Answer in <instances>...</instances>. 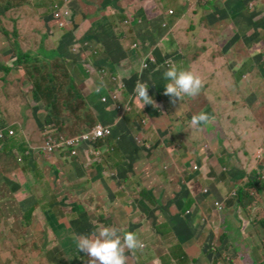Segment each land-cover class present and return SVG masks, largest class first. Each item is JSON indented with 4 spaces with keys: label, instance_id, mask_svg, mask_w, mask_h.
I'll use <instances>...</instances> for the list:
<instances>
[{
    "label": "crops",
    "instance_id": "1",
    "mask_svg": "<svg viewBox=\"0 0 264 264\" xmlns=\"http://www.w3.org/2000/svg\"><path fill=\"white\" fill-rule=\"evenodd\" d=\"M58 1H43L47 4L43 13L45 20L54 16L47 11L54 4L58 6ZM63 1L64 7L68 2L71 6L73 17L71 15L69 24L74 21L69 33L75 44L70 43L66 49L76 52L74 65L85 68L79 79L74 76L77 86L89 103V114L91 111L96 125L112 126L114 134L108 140L99 141L97 151L87 144L78 147V157L71 161L65 154L38 155V168L46 173L59 169L56 185L61 189L60 195L55 197L51 185L45 198L39 197L43 201L40 208L54 217L55 223L63 227V237L70 241L80 235H91L104 226L114 227L121 237L125 232L136 233L144 247L125 249L126 264H255L261 260L264 253V159L260 161L257 156L264 152V0H189L180 14L181 20L193 14L192 21L198 19L212 30L204 27L200 40H189V29L183 42L187 51L184 48L180 52H186L190 71L202 60L211 65L216 58L221 62L210 66L206 77L212 71L216 73L208 80L203 77L208 68H195L193 74L202 81L200 93L194 97L184 96L175 104L163 95L166 62L140 77L127 71L132 59L140 58L134 65L140 66L141 71L144 70L143 60L150 54L155 56V52L148 49L150 41L140 43V39L141 42L144 39L141 36H150V19L155 12L162 15L159 21L164 35L160 38L166 40L173 35L172 8L164 12L159 0H139L140 4L135 0H121L120 8L115 7V0ZM146 6L149 8L141 20L139 15ZM156 6L158 9L154 11ZM216 13L229 21L226 29L219 33L215 26L219 20ZM53 29L49 23V33ZM87 36H92L93 40L85 41ZM105 38L107 40L103 41ZM213 42H217L216 48ZM138 44L140 49L135 50ZM172 48L159 43V51L168 65L169 62L182 65V59L172 56L180 52ZM113 52L117 53L118 60L119 55L124 58L115 64L110 58ZM219 65H222L221 74ZM159 73V78L154 77ZM120 75L128 78L125 81L129 83L151 85L148 94L155 105L143 108L139 100L132 99L119 85L117 77ZM215 76L233 78L226 100H221V83ZM143 77L145 81L149 78L148 82ZM235 98L244 103L239 112L232 104ZM224 101H229V106L223 105ZM130 102L133 112L123 117L119 107L123 109ZM202 103L210 109L200 108ZM179 108L184 113H179ZM226 108L232 111L238 125L231 116L223 125L218 124L217 113ZM242 109L247 111V116L251 114L252 121H258L253 130L252 122L243 121ZM201 112L213 117L211 122L198 128L191 126L192 116ZM43 127L41 130L46 132L55 129L54 126ZM241 191L252 195L259 191V201H248L244 208ZM46 197L53 201H47ZM217 202L222 203V210L218 209ZM34 221L41 224L43 230L41 239H35L39 246L50 245L52 250L61 246L51 228L48 230L37 218ZM62 251L48 254L55 263H60L67 261ZM87 259L86 256L84 264Z\"/></svg>",
    "mask_w": 264,
    "mask_h": 264
},
{
    "label": "rangeland",
    "instance_id": "2",
    "mask_svg": "<svg viewBox=\"0 0 264 264\" xmlns=\"http://www.w3.org/2000/svg\"><path fill=\"white\" fill-rule=\"evenodd\" d=\"M43 1L44 0H41L42 3H39V1L37 0H32V3L31 5H29V7H21L18 9L15 8L9 11L5 17L2 16V18H4V22L1 23L2 28L0 29V62L14 67L13 73L8 77L0 74V121L5 122L8 126L5 129V133H8L10 130L15 131V135L21 133V137H16L17 139H19L17 140L18 147H23L24 144L31 145L33 148L37 149L39 154H43V148L45 147L48 138L51 136H56L55 134H60V131L55 130L46 132L41 130V126L44 125V121H47V119L51 121L49 111L46 110V107L47 109L50 108L48 104L50 100L43 99L42 102L36 103L34 101V95L32 91L33 84L30 77L26 75L22 67L15 66L18 63L16 57L17 54L13 50V37L10 36L14 33L15 28L19 30L20 36L18 40L20 41L24 52H38L43 48L44 51H47L48 53L57 51L62 56L65 55L68 60L66 62L67 64L62 66L58 62L60 58L58 56H56L55 58L56 61L53 69V77L55 79L54 84H58L59 88H61L58 93L59 105L55 113V118H52L53 124H50L48 126H54V128L56 129V127L59 125L57 117L61 115L63 121L64 117L69 115L72 117V119H74V123L70 126V128L73 127L72 129L74 130V133L70 131L69 128L67 130V135L72 136L77 133H84L86 122H89L90 118H92V116H90L92 112L90 111V114H88L86 113L87 111L84 110L82 100H78L73 92H67L65 94L63 92V89L68 88L71 73H73L74 76L76 74V76H78L77 79H79L81 76H83L82 72L85 68L83 66H75L74 61H77V59L74 58L76 52L74 50L67 51L66 49V47L68 48L70 43L72 45L75 44V39H70L69 31L71 30L70 32H72V29L69 27V20L65 22L64 27L53 15H51L48 20H45V15L43 13L47 4H44ZM135 1L140 4L139 0ZM159 1L163 7L162 10H165L164 12L170 11L171 8L173 10L176 9V11L174 10L175 18L171 21L170 24L173 29L175 28V31L173 35L168 36L166 40L163 39V37L160 38L162 44L166 43L173 46L172 50L177 49L176 51H178V53L181 50L183 51L184 48L187 51V46H183V42H185L184 37L188 35L189 29H191V32L188 35L189 40H200L201 35L204 32V27L207 26L203 25L202 22H198V19L196 20V22L192 21L194 17L193 14L189 16V18L181 20L180 14L184 12L185 8L189 4V0ZM18 2L19 0H0V6H7V4L10 3L17 4ZM50 3L51 1L49 2V4ZM64 4L65 2L63 0H59L58 6L55 7V4L52 5L51 9L48 8L47 13H55V10L57 8L62 9L64 7ZM217 17L219 18V20L217 21V24L215 26L216 32L219 33L222 32V30L226 29L227 23L229 21L223 16L220 17L219 13L217 14ZM49 23L54 26V29L51 30L52 32L50 33L48 31ZM179 23L180 25L177 26V24ZM207 28L209 31L212 30L210 27ZM8 30L11 32L9 36L6 35V32ZM185 40L188 41V39ZM78 44H81V42ZM217 45V42L212 43V46L215 48ZM185 53L182 54V52H180V54H175L172 56L178 57L180 58V60H183L182 65H180V63L177 64L178 69L190 70L188 65L190 61H187L188 59L185 56ZM191 59V61H194L193 57ZM219 62H221V60L219 58H216V62L213 65H216ZM211 64L212 63L207 62L206 60H202V63L199 66H195L192 71H194V69L198 67H206V69H208L203 72V77L205 80L212 79L216 72L212 71L211 75L207 77L205 75L206 72L210 70V66H213ZM218 68V73L221 74L222 71L220 70V68H222V65H219ZM247 69L245 70L247 71ZM45 74L46 72L44 73V75ZM215 78L219 79L221 83V100H226L228 97L227 94L231 92L233 87V78L229 76H227V78L215 76ZM50 82V78H47L46 84L49 85ZM107 85L110 86L109 82H107ZM202 104L203 105H200V108L204 106L207 108V110L210 109L209 107H207L206 103ZM229 104V101H224L223 103V105L225 106H229ZM232 104L237 107L238 112L240 110L239 108L241 106H244V103L238 98H235L234 101H232ZM218 105L220 107L223 106L221 104ZM120 110H122L121 115L123 117H125V114L127 112V114L133 112L131 102L129 103V105H127V107ZM180 112L184 113L183 110L179 108V113ZM241 115L243 116V121H248L250 123L252 122V130L253 128H255L256 124H258V121H252L251 114H248L247 116L246 110H243L241 112ZM230 116H234L232 114V111H230L229 108L223 109L222 111H218L216 121L218 122V124L223 125L225 119L227 120V117ZM232 119L233 123L235 125H238L235 122V117H233ZM236 132L239 133V130L236 129ZM240 132H242L241 128ZM23 137L25 139H23ZM48 154L49 153H47V156ZM20 158L23 159L22 162H20L19 160L18 161L27 177L25 188L27 189V191L35 193L38 197L44 199L46 193H48L51 189V185H53L54 182L55 184H58L56 175L59 169H56L55 171H52V169H50L48 173L44 172L41 168H38L37 172L32 171L31 167L28 164V160L26 159L27 156L25 155L24 151H19L18 159ZM74 158L76 157H71L70 160H73ZM56 166L58 167V165ZM0 169H2L1 165ZM4 177L5 176L0 178V264H48L44 260V254H40L41 250L44 251V246H39L40 251L36 255L32 254L37 251L36 246L31 247L32 244L35 245V239L39 241L43 235L41 224L34 221L32 219L33 217L30 220L29 217H26L21 213L20 204L17 202L18 200L11 201L9 199V195L13 194L11 192L12 186H8L6 184L3 179ZM16 183H18V181ZM47 207L48 205H45V208ZM25 224H29L30 229L24 228ZM30 243L32 244L30 245ZM69 262L63 261L60 262V264H70Z\"/></svg>",
    "mask_w": 264,
    "mask_h": 264
},
{
    "label": "trees",
    "instance_id": "3",
    "mask_svg": "<svg viewBox=\"0 0 264 264\" xmlns=\"http://www.w3.org/2000/svg\"><path fill=\"white\" fill-rule=\"evenodd\" d=\"M116 1V8H120L118 7V5H121V0H115ZM29 5H31V2L29 0L25 1V0H19V2L17 4H7V6H0V29L2 28L1 23L4 22V18H2V16H6V14L15 9V8H21V7H28ZM70 3L68 2L65 6V8L63 9H68L70 10ZM157 7V6H156ZM149 7L146 6L145 9L142 10V12L140 13V19L142 20L143 18H145V13L147 11ZM158 9V7L154 10L156 11ZM71 11V10H70ZM173 11V10H171ZM170 11V13H171ZM175 15V11H173ZM71 15L73 17V14L71 12ZM155 16H152L150 19V22L152 23L151 28H150V36H141V38H144L143 41L141 42L140 39V43H143L144 41H150L149 47L148 49H150L151 51H154V57L156 59V63H152L148 68H144V60H143V68L144 70L141 69L140 71V66H135V62H140L138 61L140 58L133 60L132 59V65L130 66L129 70L124 69L125 71H129L132 72L131 74H137V77H140V75H142L145 72H152L156 67L160 66L161 62H166L165 66L168 68V61H166V59L162 56L161 52L159 51V43L160 42V36H163V26L162 23H160L159 19L161 17V14L159 13V11L154 13ZM171 15V14H170ZM70 21V19H69ZM73 23L74 21L70 22L69 27L72 29L73 28ZM11 34V32L8 30L6 32V35L9 36ZM71 34V33H70ZM11 37H13V50L16 52V57H17V65L18 67H22L23 70L25 71L26 75H28L32 81L33 84V95H34V101L36 103H40L43 101V99H48L49 101V107L46 110L49 111V115H50V119H47L46 124L50 125L53 124L52 122V118H55V113L57 111V107L59 105V97H58V93H59V85L58 84H54V77H53V69H54V65H55V58L56 56H58L60 58V60H58V62L60 63V65H66L67 63V58L65 57V55H61L59 52L54 51L52 53H48L47 51H44V49L42 48L41 50H39L38 52H24L20 41L18 40L19 38V30L17 28H15L14 33L12 35H10ZM88 39L85 37V41H89L91 40L92 36H87ZM120 39V37H118ZM93 40V39H92ZM107 38L103 39V41H106ZM82 43V42H81ZM148 46V44H147ZM146 46V47H147ZM148 55V53H146L145 57ZM113 61H115V64L120 62L121 59L124 58V56H120L119 55V60L117 59V53L113 52L111 57H110ZM168 58V57H167ZM124 62V61H123ZM169 65H171V63L169 62ZM87 66V65H86ZM142 67V65H141ZM13 66H8L2 62H0V74H3L5 77L10 76L13 73ZM63 69V68H62ZM85 71V69H83V72ZM46 72V74L44 75V73ZM86 74V73H84ZM160 75L159 74H154V77H158ZM50 78L51 82L49 83V85L46 84V79ZM159 78V77H158ZM157 78V79H158ZM128 78L121 76L117 77V80L119 81V85L123 86V91L126 89V92L129 93L130 97L132 99H136V94L134 92V89L136 87V81H131V83L126 82L125 80H127ZM149 79V78H148ZM148 79L145 81V78L143 77V80L145 82H148ZM130 86V87H129ZM148 86V85H147ZM128 87L130 89H128ZM149 88H151V85H149ZM64 94L67 92H73V94L75 95L76 98H78V100H82L83 101V107L84 110L87 111L86 113L89 114V103L87 102V100L85 99L84 95L81 93V91L78 89L77 87V81H76V77H74L73 73H71L70 75V81L68 84V88L63 89ZM157 113H160V111L158 110ZM91 116V115H90ZM57 121L59 122L60 127H57L55 130L60 131V134H55V138L54 140L56 141H62L63 139H72V138H76L77 136H80L83 133H77L75 135L72 136H68L67 135V130L70 128V126L74 123V119H72L71 116L67 115L66 117H64L63 121H62V117L61 115H59L57 117ZM97 122L96 119H94V117L90 118L89 122H86V126H85V130L84 132H89L92 129L95 128ZM7 124L3 121H0V132L1 131H6L5 129L7 128ZM112 127V126H111ZM73 128V127H72ZM70 128L69 130L72 131L74 133V130ZM113 128V127H112ZM20 134L15 135V137H10L9 135L6 134L5 139H0V165L2 166V169H0V178H2L3 176H5L3 179L6 182V184L8 186H12V193L9 195V199L11 201L13 200H18L17 202L20 204L21 207V213L24 214L26 217H29L30 220L31 218L34 220L35 218H37L38 220H40L48 230H50V228L53 230V232L55 233L58 241H56L57 243H60L61 246H56L53 248L47 245L44 246V251H40V247L39 245L35 244L33 245L32 243H30V245L32 244L31 247L36 246L37 251H35L34 253H31L36 255L39 251L40 254H44V260L48 263V264H58L54 262V258L50 257L48 252L50 251H54V250H59L62 251V253L64 252V254L66 255L67 261H71L69 262L70 264H84V259H85V254L82 252H79L76 250L75 247V243L74 240H68L66 239V237H63L62 234H64V232H62L63 227L57 225L55 223V219L54 217L50 216L49 212L41 209L40 207L42 206L43 201H41V199L36 196V195H32L31 193H29L25 188H24V183L26 181V177H25V173L19 163L22 162V158L18 159V155H19V151H24L25 155L27 156V160H28V164L31 167L32 171H38V167H37V162H36V157L39 155L40 157H44L47 155V153H45V151H43V154H39V152L37 151V149L35 148H31L30 145H23V147H18L17 145V139L16 137L20 136ZM72 137V138H71ZM23 139H25L23 137ZM34 151H33V150ZM62 153H67L66 150H62ZM53 154V155H50ZM60 151H56V152H49L48 156H56L59 155ZM19 160V161H18ZM18 181V183H16ZM23 186V187H22ZM254 186H257V183H254ZM24 188V189H23ZM54 189V190H53ZM52 191L54 192V196L58 197L61 193V189L58 185L54 184L52 185ZM259 191H257L255 193V195H252L251 192H245V191H241L240 193L243 196V199H241V205L246 208L248 201L251 203L252 200L258 202V194ZM246 195V196H245ZM249 195V196H247ZM26 198V199H25ZM25 199V200H24ZM47 201L52 202L53 199L51 200L50 198L47 199ZM16 202V203H17ZM56 202L59 203L56 199ZM28 225V226H27ZM24 228H29V224H25ZM67 233V232H66ZM45 252V253H44ZM31 254V255H32ZM52 256V254H50ZM65 255H63V257H65ZM83 256L84 259L81 260L80 257ZM30 257V256H29ZM60 264V263H59ZM86 264V263H85ZM255 264H264V253H263V257L261 260H258L255 262Z\"/></svg>",
    "mask_w": 264,
    "mask_h": 264
},
{
    "label": "clouds",
    "instance_id": "4",
    "mask_svg": "<svg viewBox=\"0 0 264 264\" xmlns=\"http://www.w3.org/2000/svg\"><path fill=\"white\" fill-rule=\"evenodd\" d=\"M58 10L69 11L68 9L57 8L55 10V13ZM69 12L71 18V11ZM66 21L67 20H64V24ZM59 22L61 21L59 20ZM138 46H139L138 48L139 50L140 44H138ZM163 79L166 81V83L163 86L164 89L163 95L169 97V101L172 104H175L177 101H181L182 97L184 96L194 97L198 95L202 88V81L198 76L194 75L193 72L190 70L178 69L175 64H172L171 66L168 65V68L163 72ZM148 89L149 87L146 84L139 82L137 83L134 89L136 98L142 103L143 108L145 105H155L154 99L150 97L148 94ZM97 91H99V89H97ZM212 119L213 117H211L209 114L205 112H201L198 115L192 116L189 123L191 126L198 128L201 126H207ZM45 126H48L46 124V121H44L43 129L45 128ZM97 126L98 125H96L95 127ZM47 130L49 132L52 129H47ZM6 134L9 135V133H5V135ZM113 134L114 133H112V136ZM112 136L99 139L94 145H92L93 151H97V143L99 141L108 140ZM10 137H15V135ZM49 138H55V136H51ZM43 150L46 153H49V151L46 150V145L43 148ZM89 152L94 154L92 151ZM60 154H65L67 160H70V158L72 157L71 155H69V153L60 152ZM257 158L260 161L263 160L264 152H261L257 156ZM74 243L76 250L84 253L88 257L87 264H126L125 249L136 250L138 248L144 247L143 243L140 240H138L136 233L130 231L125 232L123 234V237H121L114 227H108V226L99 228L96 232L92 233L91 235L77 236L74 240ZM80 259L83 260L84 257L81 256Z\"/></svg>",
    "mask_w": 264,
    "mask_h": 264
},
{
    "label": "built area",
    "instance_id": "5",
    "mask_svg": "<svg viewBox=\"0 0 264 264\" xmlns=\"http://www.w3.org/2000/svg\"><path fill=\"white\" fill-rule=\"evenodd\" d=\"M171 15L174 14L173 11L170 13ZM55 18L60 20L62 25L64 26V20H68L70 18V12L67 10H58L55 13ZM139 46L135 45V49H138ZM152 63H156V59L153 55H148L144 61V68H148ZM119 109H122L119 107ZM124 109V108H123ZM130 111V110H129ZM10 136H14V131L8 132ZM112 127H106L104 125H98L93 130L86 132L80 136H77L74 139H63L62 141H56L54 138H49L46 144V150L49 152H56L66 150L69 155L72 157L77 156V148L81 147L82 145H94L99 139L107 138L112 136ZM5 131L0 132V139H5ZM261 157V155H260ZM195 170H198V167H195ZM216 205L218 206L219 210H222V203L217 202Z\"/></svg>",
    "mask_w": 264,
    "mask_h": 264
}]
</instances>
